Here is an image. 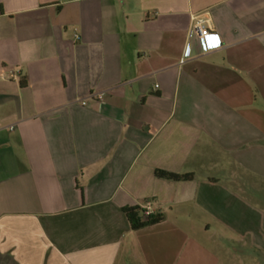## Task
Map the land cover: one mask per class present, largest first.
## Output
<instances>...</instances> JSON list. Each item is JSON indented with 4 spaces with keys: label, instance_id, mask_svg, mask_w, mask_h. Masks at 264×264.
I'll use <instances>...</instances> for the list:
<instances>
[{
    "label": "crops",
    "instance_id": "1",
    "mask_svg": "<svg viewBox=\"0 0 264 264\" xmlns=\"http://www.w3.org/2000/svg\"><path fill=\"white\" fill-rule=\"evenodd\" d=\"M261 169L264 0H0V264L264 262Z\"/></svg>",
    "mask_w": 264,
    "mask_h": 264
},
{
    "label": "built area",
    "instance_id": "2",
    "mask_svg": "<svg viewBox=\"0 0 264 264\" xmlns=\"http://www.w3.org/2000/svg\"><path fill=\"white\" fill-rule=\"evenodd\" d=\"M193 40H198L203 43V45L210 50H217L222 47L221 42L218 39V35L211 28V19L208 13H202L193 17V23L189 33V39L184 52V57L188 58L191 55ZM104 92H93L89 95V99L102 102L104 99ZM83 106L87 105L85 100H81ZM13 126L10 130H13ZM145 216H150L154 214L153 205L151 202H147L141 207Z\"/></svg>",
    "mask_w": 264,
    "mask_h": 264
},
{
    "label": "rangeland",
    "instance_id": "3",
    "mask_svg": "<svg viewBox=\"0 0 264 264\" xmlns=\"http://www.w3.org/2000/svg\"><path fill=\"white\" fill-rule=\"evenodd\" d=\"M260 171L264 173V169H261ZM256 186H257L256 189L258 193H256L255 198L251 200L250 202L251 207L257 206L258 208L264 209V180L257 179ZM244 202L245 204H247V201H244ZM206 220H208V217H205V221ZM205 239H208L211 243L216 242V244L214 245L216 246V248L212 249V251L218 257L225 256L226 259H229L232 256H236L235 264H238V262H240L241 264H264L263 260L260 259L258 255L252 254V250L249 247L240 248L241 251L237 253L232 248H229L228 245L220 243L218 236L213 232L207 235ZM201 260H202V257L200 254L199 256L195 255L196 262H201Z\"/></svg>",
    "mask_w": 264,
    "mask_h": 264
},
{
    "label": "trees",
    "instance_id": "4",
    "mask_svg": "<svg viewBox=\"0 0 264 264\" xmlns=\"http://www.w3.org/2000/svg\"><path fill=\"white\" fill-rule=\"evenodd\" d=\"M155 174L160 179L173 182L189 181L193 179V174H178L165 170H156ZM123 211L133 231H139L160 224L165 220V216L163 214L145 216L141 207H126Z\"/></svg>",
    "mask_w": 264,
    "mask_h": 264
}]
</instances>
